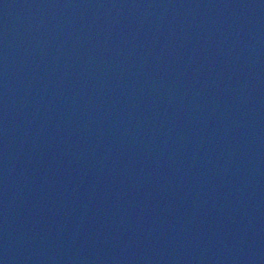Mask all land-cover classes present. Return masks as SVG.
Returning a JSON list of instances; mask_svg holds the SVG:
<instances>
[{
  "label": "water",
  "instance_id": "obj_1",
  "mask_svg": "<svg viewBox=\"0 0 264 264\" xmlns=\"http://www.w3.org/2000/svg\"><path fill=\"white\" fill-rule=\"evenodd\" d=\"M0 264H264V0H0Z\"/></svg>",
  "mask_w": 264,
  "mask_h": 264
}]
</instances>
